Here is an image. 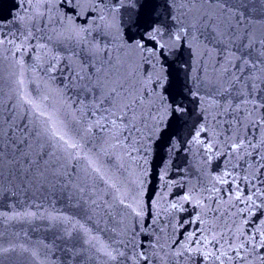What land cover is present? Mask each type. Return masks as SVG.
<instances>
[{"label":"snow or ice","instance_id":"6c2138e0","mask_svg":"<svg viewBox=\"0 0 264 264\" xmlns=\"http://www.w3.org/2000/svg\"><path fill=\"white\" fill-rule=\"evenodd\" d=\"M26 4L0 31V196L74 201L83 222L45 214L70 256L83 244L105 264H264V0ZM161 152L184 167L169 178L165 165L149 193L143 165ZM18 248L38 258L0 255Z\"/></svg>","mask_w":264,"mask_h":264},{"label":"water","instance_id":"95a60500","mask_svg":"<svg viewBox=\"0 0 264 264\" xmlns=\"http://www.w3.org/2000/svg\"><path fill=\"white\" fill-rule=\"evenodd\" d=\"M27 7L26 0H0V31L7 34L9 29L15 31L20 27L16 23V17L23 14L24 9ZM75 23H83L81 20H75ZM61 54L65 57L75 59L73 53H78L79 49L70 43L59 46ZM187 60V57H182ZM27 59V57L25 58ZM63 66V65H62ZM5 78H7V65L5 64ZM58 79L54 82L55 85L67 83L63 81L60 74L57 73ZM5 91L7 88L5 87ZM75 90H69L68 96L75 99ZM71 102V101H70ZM179 156L173 154L171 159L161 152L159 156L151 154L148 157L147 164L143 165L147 169L148 175L146 177V185L149 193L153 189L160 190L161 180L160 174L165 165L169 167V178L177 177V166L184 167V161ZM131 164V161H128ZM119 161L112 160L111 165L106 167L111 168L112 172H117ZM134 167V166H133ZM118 174V173H117ZM98 194L104 196L109 202L112 201V195L106 193V186L101 185ZM55 210L57 215L75 216L79 211L74 207V201H69L66 195L57 192L55 195L51 193H37L29 191L26 194L18 195L17 197L0 196V213L6 215L0 216V245L7 248L12 244L24 245L30 249L38 250V258L33 259L30 253H22L19 248L15 252H8L0 255V264H105V258L97 254L94 250L89 249L88 246L79 244L77 251L79 255L73 254L70 256L63 250L65 240L60 239L63 236L62 225L52 226L45 218L47 212ZM24 210L36 213L35 218L26 220L12 219L8 217L13 215L14 212H21ZM83 222L82 217L75 216ZM97 218L93 217V221ZM112 222L109 221V225ZM94 227V225H92ZM101 228L104 224L101 223ZM95 235H99L101 239H106L112 234L110 232L94 231ZM81 249H83L81 251ZM74 257V258H73Z\"/></svg>","mask_w":264,"mask_h":264}]
</instances>
